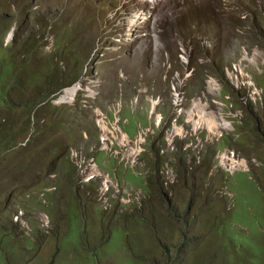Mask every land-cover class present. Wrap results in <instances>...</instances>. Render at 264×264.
<instances>
[{
    "label": "rangeland",
    "instance_id": "374dc122",
    "mask_svg": "<svg viewBox=\"0 0 264 264\" xmlns=\"http://www.w3.org/2000/svg\"><path fill=\"white\" fill-rule=\"evenodd\" d=\"M115 1L0 0V264H264V0H159L134 35L140 1ZM146 97L147 143L111 140ZM237 150L252 172L218 169Z\"/></svg>",
    "mask_w": 264,
    "mask_h": 264
},
{
    "label": "clouds",
    "instance_id": "9594fccd",
    "mask_svg": "<svg viewBox=\"0 0 264 264\" xmlns=\"http://www.w3.org/2000/svg\"><path fill=\"white\" fill-rule=\"evenodd\" d=\"M123 1H125V0H116L115 4H113L112 7L110 8L109 13L111 14V12L114 11L115 12L114 14H116L119 9L123 8ZM126 1L129 2V5H130V1H133V0H126ZM139 1H140V6L137 7L135 10H133V12H132L133 14L131 16H129L130 17L129 21H130V26H131V28H130L131 35H134L133 31L136 30L137 27H139V23H143L144 24L143 26L147 27V25H149L150 23H156L158 21V17H159V14H157V13H159V4H160L159 0H139ZM214 1L215 0H205L204 3L206 4L207 7H209V6L213 7ZM217 1L220 2V9H221L223 6V3L221 2V0H217ZM243 9L245 11H247L246 5H243L241 7V10L239 12H237L236 14L240 15L239 13ZM208 12H210V11H208ZM192 14H193V11L188 15L189 19H190ZM222 15H223L222 13H218L215 18H218L219 16H222ZM111 19H114V17L113 18L111 17ZM235 23H236V21H233L230 24V26L234 28ZM137 38H138V36H135L134 38L129 39V42H127V46L133 47L134 43L138 40ZM138 46L139 47L136 48V52L142 53L141 50H143V46H145V45L140 44ZM132 49H134V48H132ZM144 51H147V48ZM117 76H119V75L117 74ZM233 77L234 76H232L231 78H233ZM80 90L81 89H79L78 85H76V83H73L72 85L67 86L66 88H63L59 93H57L55 95L54 98L58 104H60V103L61 104L62 103H73ZM176 96L179 98L180 94L176 93ZM221 96H225L227 98V102H230V97L227 96L226 93L222 94V88L219 89V97H221ZM143 101L147 102V103L142 108L140 106L136 105L132 101V103H134L133 109L147 110L148 111V115H147V119H146L147 123L143 126L139 125V128L136 129L135 133H131L130 131L129 132L126 131L123 127L122 122H121V121H126V120H123L122 117H117V116H116L117 118L116 117L114 118L113 112H110V114H109V117L111 114H112V117H110L108 119L107 118L102 119L103 120V122H101L102 129H105L108 132L114 131V129H113L114 127L118 129V135L114 136L111 134L113 136V138L111 140L114 141L115 139L122 138V139L127 140V141L135 142L139 139H144L145 144L147 143L146 140H148V137L152 134V132H147V131H151V130L155 131V129H158V127H159L158 123L156 121V118H152V117L154 114L162 113V111L158 109V106L160 104L159 100H156L155 102H151L149 100V98L146 97V99L142 100V102ZM222 102L224 105H226V103L224 101H222ZM164 109L165 108L162 107L163 112H164ZM236 118H238V116H236ZM212 121H214L216 124L220 125L221 127L225 128V129L230 128L232 133H234L233 132L234 130L236 131L234 123L232 120L227 121L224 118L216 119L213 117ZM224 122H227V124H224ZM238 122L239 121H235V125ZM113 123H116V124L113 125ZM206 124H207L209 129H213V127L208 125L207 122H206ZM103 132H106V131L103 130ZM226 135H227V133L222 132L219 135L218 139H221ZM199 137H200V135H199ZM228 147H230V146H228ZM69 148H70V152L68 153V157L70 156L69 158H70L72 164L75 165V164H78L80 162H85L86 158L80 153V151H77V148L82 150V145H79V146L69 145ZM224 149L225 148H223V150ZM103 151L107 153L106 149H104ZM171 152L172 151H169L168 153H171ZM112 155H114V154H112ZM61 157L62 158L64 157L65 161L70 162L67 156L63 155ZM225 157L226 156H222L221 159H225ZM229 159H230V166L229 167H223L222 165H219L218 169L222 170L224 173L229 174V175H233L237 172H252L253 165L250 164L251 160L253 159L252 156H244V154H242L241 152H239L237 150V157H235V153H234L233 155L229 156ZM95 163L97 165L96 159H95ZM259 166H262V162L259 163ZM125 168L129 169V167H125ZM214 173H215V170H213V174ZM28 176H30V175H28ZM31 177H33V173H31ZM75 178H77L76 173H74V179ZM93 178L94 177H92V176L87 177L83 183L88 185L90 183L89 181ZM109 180L115 181L114 178L113 179L109 178ZM52 191H54V190H52ZM81 193H84V191H81ZM161 195L165 197L167 195V193L165 191H163ZM105 196H106V193H104L102 195L99 194V196H98L99 202ZM121 205H123V204H121Z\"/></svg>",
    "mask_w": 264,
    "mask_h": 264
},
{
    "label": "trees",
    "instance_id": "16d2710c",
    "mask_svg": "<svg viewBox=\"0 0 264 264\" xmlns=\"http://www.w3.org/2000/svg\"><path fill=\"white\" fill-rule=\"evenodd\" d=\"M1 45L3 46V44H1ZM31 77H32V79H33L34 81H36V80L38 79V75H37L36 72L33 73ZM5 86L8 87V88L10 87V85H8V84H7V85L5 84ZM44 88H47V87H44ZM44 88H43V89H44ZM47 89H48V88H47ZM7 94H8V91H7Z\"/></svg>",
    "mask_w": 264,
    "mask_h": 264
},
{
    "label": "bare ground",
    "instance_id": "6f19581e",
    "mask_svg": "<svg viewBox=\"0 0 264 264\" xmlns=\"http://www.w3.org/2000/svg\"><path fill=\"white\" fill-rule=\"evenodd\" d=\"M224 124H227V122H224Z\"/></svg>",
    "mask_w": 264,
    "mask_h": 264
}]
</instances>
